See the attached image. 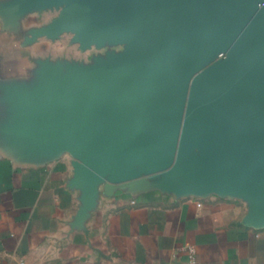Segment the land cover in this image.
I'll list each match as a JSON object with an SVG mask.
<instances>
[{
	"label": "water",
	"instance_id": "water-1",
	"mask_svg": "<svg viewBox=\"0 0 264 264\" xmlns=\"http://www.w3.org/2000/svg\"><path fill=\"white\" fill-rule=\"evenodd\" d=\"M31 5L63 8L53 33H74L84 48L126 45L103 64L108 73L55 83L56 98L70 102L60 125L85 162L88 191L108 175L135 180L140 166L256 195L264 224V0Z\"/></svg>",
	"mask_w": 264,
	"mask_h": 264
},
{
	"label": "crops",
	"instance_id": "crops-1",
	"mask_svg": "<svg viewBox=\"0 0 264 264\" xmlns=\"http://www.w3.org/2000/svg\"><path fill=\"white\" fill-rule=\"evenodd\" d=\"M32 1L0 0V264H191L190 247L196 264H264L256 195L140 166L87 190L55 92L85 76V48L53 33L63 8Z\"/></svg>",
	"mask_w": 264,
	"mask_h": 264
},
{
	"label": "rangeland",
	"instance_id": "rangeland-1",
	"mask_svg": "<svg viewBox=\"0 0 264 264\" xmlns=\"http://www.w3.org/2000/svg\"><path fill=\"white\" fill-rule=\"evenodd\" d=\"M72 36L70 35L71 39ZM73 47H71L72 49ZM126 45L124 44H116L109 40L104 41L103 44L98 45H89L86 46L85 52L83 55L85 56V75L88 76H96V74L104 75L108 73V71L104 68L103 64L107 62L108 57L113 54H122L125 52ZM186 70V69H184ZM169 88H173V84H167ZM183 91H186L185 82H180V87H177L176 94L180 96Z\"/></svg>",
	"mask_w": 264,
	"mask_h": 264
},
{
	"label": "built area",
	"instance_id": "built-area-1",
	"mask_svg": "<svg viewBox=\"0 0 264 264\" xmlns=\"http://www.w3.org/2000/svg\"><path fill=\"white\" fill-rule=\"evenodd\" d=\"M219 58L220 59H224L225 58V55L222 54V55H220ZM189 257H190L191 264H196V260H195V249L193 247H190L189 248Z\"/></svg>",
	"mask_w": 264,
	"mask_h": 264
},
{
	"label": "bare ground",
	"instance_id": "bare-ground-1",
	"mask_svg": "<svg viewBox=\"0 0 264 264\" xmlns=\"http://www.w3.org/2000/svg\"><path fill=\"white\" fill-rule=\"evenodd\" d=\"M96 76H101V74H96Z\"/></svg>",
	"mask_w": 264,
	"mask_h": 264
}]
</instances>
